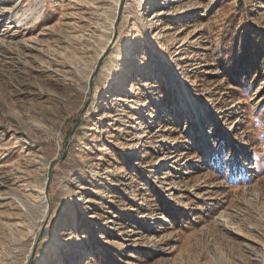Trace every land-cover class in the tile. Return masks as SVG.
Segmentation results:
<instances>
[{"label": "rangeland", "instance_id": "1", "mask_svg": "<svg viewBox=\"0 0 264 264\" xmlns=\"http://www.w3.org/2000/svg\"><path fill=\"white\" fill-rule=\"evenodd\" d=\"M152 1L0 0V264H264V0Z\"/></svg>", "mask_w": 264, "mask_h": 264}, {"label": "bare ground", "instance_id": "2", "mask_svg": "<svg viewBox=\"0 0 264 264\" xmlns=\"http://www.w3.org/2000/svg\"><path fill=\"white\" fill-rule=\"evenodd\" d=\"M165 2H166L165 0H153V1L151 2L150 9L152 10V9H153L154 7H156L157 5H164ZM156 10H157V9H155V11L153 12V14L156 12ZM104 50H105V47L102 49L101 53H102ZM186 94H187V96H188L189 105H190L191 108H193V111H194V117H195V118H198L199 122L202 123V120H201V118H200V114L203 113L204 110H205L204 105L198 103V101L196 100V98H195V97H192L188 91H186ZM117 99H119V100H124V98H123V97H120V96H119ZM150 115H151V117H154L153 112H151ZM201 127H202L203 131L206 130V127L203 126V123L201 124ZM204 146H205V148H208V147H209L208 142H205V145H204ZM19 201H20L21 203L24 204V202H23V200H22L21 198H19ZM45 203H46V201H45ZM46 213H47V210L45 209V211L43 212L42 217H44V216L46 215ZM75 232H76V231H75ZM73 233H74V232H73ZM72 246H73V245H72V243L70 242V243H69V246H68L69 248L71 247L70 250H72ZM72 251H73V250H72Z\"/></svg>", "mask_w": 264, "mask_h": 264}]
</instances>
